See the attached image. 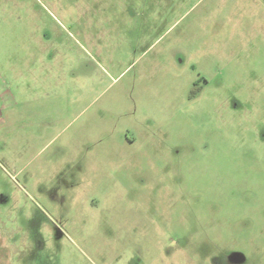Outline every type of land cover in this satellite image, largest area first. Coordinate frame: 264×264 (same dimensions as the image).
Here are the masks:
<instances>
[{
    "label": "rangeland",
    "instance_id": "1",
    "mask_svg": "<svg viewBox=\"0 0 264 264\" xmlns=\"http://www.w3.org/2000/svg\"><path fill=\"white\" fill-rule=\"evenodd\" d=\"M230 259L264 264V0H0V264Z\"/></svg>",
    "mask_w": 264,
    "mask_h": 264
},
{
    "label": "flooded vegetation",
    "instance_id": "2",
    "mask_svg": "<svg viewBox=\"0 0 264 264\" xmlns=\"http://www.w3.org/2000/svg\"><path fill=\"white\" fill-rule=\"evenodd\" d=\"M235 258H236V260H237V257H235ZM230 260H231V264H235V263L232 262V259H230ZM230 260H229L228 262H230Z\"/></svg>",
    "mask_w": 264,
    "mask_h": 264
}]
</instances>
